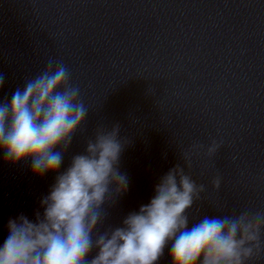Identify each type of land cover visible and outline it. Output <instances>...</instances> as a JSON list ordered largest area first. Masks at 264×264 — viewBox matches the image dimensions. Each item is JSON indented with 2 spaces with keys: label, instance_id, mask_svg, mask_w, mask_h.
I'll use <instances>...</instances> for the list:
<instances>
[{
  "label": "clouds",
  "instance_id": "clouds-1",
  "mask_svg": "<svg viewBox=\"0 0 264 264\" xmlns=\"http://www.w3.org/2000/svg\"><path fill=\"white\" fill-rule=\"evenodd\" d=\"M3 84L0 75V88ZM88 113L69 68L51 57L10 101H0L5 163L30 162L33 177L54 176L31 219L24 213L8 219L0 264H161L166 250L167 264H250L264 255V210L202 217L190 212L207 189L185 167L191 169L201 154L212 158L222 140L193 142L181 153L184 166L177 163L159 176L147 203L128 211L119 224L110 223L129 191L120 159L130 141L121 137L119 123L97 127L65 167ZM221 179H212L214 189Z\"/></svg>",
  "mask_w": 264,
  "mask_h": 264
}]
</instances>
